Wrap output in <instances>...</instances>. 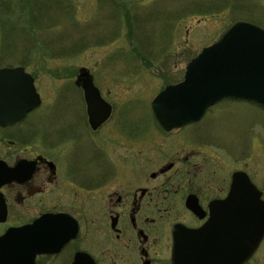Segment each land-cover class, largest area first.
<instances>
[{"label":"rangeland","instance_id":"374dc122","mask_svg":"<svg viewBox=\"0 0 264 264\" xmlns=\"http://www.w3.org/2000/svg\"><path fill=\"white\" fill-rule=\"evenodd\" d=\"M239 19L264 27V0H0V67L26 59L42 97L18 130L59 163L87 168L93 135L83 117V89L75 83L86 71L112 103L120 132H157L156 167L194 147L202 151L201 163L206 153L209 166L221 163L223 174L247 168L264 189L261 106L236 99L216 103L201 122L171 131L195 141L179 150L171 148L174 139L158 128L151 108L160 90L182 80L191 58ZM9 44L17 49L1 51ZM100 136L113 143L105 130ZM46 138L51 142L40 140ZM235 142L251 144V151L232 152ZM102 149L111 147L104 143Z\"/></svg>","mask_w":264,"mask_h":264},{"label":"flooded vegetation","instance_id":"af4514ba","mask_svg":"<svg viewBox=\"0 0 264 264\" xmlns=\"http://www.w3.org/2000/svg\"><path fill=\"white\" fill-rule=\"evenodd\" d=\"M210 108L200 120L178 130L201 122ZM113 111L112 106L110 117L93 127L85 110L83 117L94 148L87 156L88 167L76 171L18 130L28 115L0 126V238L39 220L44 251L35 256L36 264H175L181 258L185 263L196 259L190 251L178 253L180 232L202 228L200 237L183 240L189 249L199 243L202 263L235 264V251L240 240L246 239L251 241L248 250L252 253L242 264H264V232L254 247V233L239 230V218L251 214L238 211L239 197L236 210L223 205L212 212L227 198L235 173L243 172L256 184L253 173L235 168L223 174L221 163L209 166L206 153H202L205 160L201 163L197 158L202 151L194 147L182 157V150L174 153L172 159L156 167L157 132L143 134L136 127L134 134H124ZM16 128L18 131L13 130ZM104 130L112 144L100 136ZM161 132L174 139L172 149L183 145L187 149L190 142L195 145L193 139L185 138L184 143L182 131L172 135L171 131ZM104 143L111 150L104 151ZM251 148V144L245 148L235 142L231 150L242 155ZM259 189L264 201V189ZM212 216L218 220L211 221ZM23 239L26 243L28 237ZM27 255L30 262L32 254Z\"/></svg>","mask_w":264,"mask_h":264},{"label":"water","instance_id":"95a60500","mask_svg":"<svg viewBox=\"0 0 264 264\" xmlns=\"http://www.w3.org/2000/svg\"><path fill=\"white\" fill-rule=\"evenodd\" d=\"M76 84L84 90L91 124L99 125L110 115V103L102 97L86 71L79 74ZM225 97L249 99L264 105V28L251 21L239 19L233 22L218 40L205 46L187 63L183 80L167 85L153 98L151 106L160 125L172 130L199 120L209 106ZM40 102L34 78L24 66L0 68L1 125L23 118ZM260 195V190L250 179L243 172H238L233 175L227 198L212 211L216 213L223 205L233 206L236 210L235 200L239 197L238 211L251 213L248 218H239L242 223L239 230L242 233L244 230L246 234L254 233V247L264 232V202L260 200ZM242 197L247 201H243ZM189 205L197 211L195 205ZM212 217L211 221L218 220ZM39 231L38 221L33 226L1 238L0 264H35L33 259L28 262L23 255L30 252L34 258L41 252ZM180 233L182 241L179 242L178 253L190 251L196 259L185 263L181 258L175 264H204L200 257L203 249L199 243L190 245L192 248L189 249L183 241L184 237H200L202 228L184 229ZM24 237L29 239L26 243ZM250 245L251 241L240 240L239 249L235 251V264H242L250 256ZM12 254L16 255L14 259ZM79 259L77 257L76 261Z\"/></svg>","mask_w":264,"mask_h":264},{"label":"trees","instance_id":"16d2710c","mask_svg":"<svg viewBox=\"0 0 264 264\" xmlns=\"http://www.w3.org/2000/svg\"><path fill=\"white\" fill-rule=\"evenodd\" d=\"M194 6H196V5H194ZM196 7H197V6H196ZM199 13L203 14V12H199ZM16 49H17V44H9V45H4V46H2L1 51L10 50V51H8V52H13V51L16 50ZM3 56H4V55H3ZM3 56H2V57H3ZM25 61H27V60L25 59V60L21 61L19 64L25 65V64H26Z\"/></svg>","mask_w":264,"mask_h":264}]
</instances>
